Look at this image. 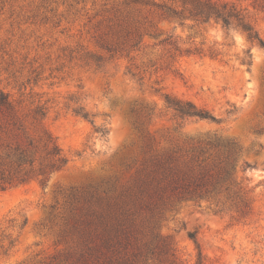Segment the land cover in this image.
I'll use <instances>...</instances> for the list:
<instances>
[{"label": "rangeland", "instance_id": "obj_1", "mask_svg": "<svg viewBox=\"0 0 264 264\" xmlns=\"http://www.w3.org/2000/svg\"><path fill=\"white\" fill-rule=\"evenodd\" d=\"M226 1L264 39V0ZM1 92L0 158L27 138L43 149L48 131L68 162L46 184L0 190V264H70L67 221L96 188L135 212L138 245L157 247L149 264H264V47L241 30L167 19L146 0H0ZM166 95L217 120L181 118ZM228 148L221 192L172 184L214 179Z\"/></svg>", "mask_w": 264, "mask_h": 264}, {"label": "trees", "instance_id": "obj_2", "mask_svg": "<svg viewBox=\"0 0 264 264\" xmlns=\"http://www.w3.org/2000/svg\"><path fill=\"white\" fill-rule=\"evenodd\" d=\"M156 6L161 15L167 19H193L199 22L221 23L227 28H236L246 34L252 42L264 47V39L256 30L236 3L226 0H146ZM166 103L181 118H199L216 121L210 111L198 107L195 103L171 95H166ZM0 106L11 107L9 96L0 93ZM46 116L43 107L35 110L34 118L42 120ZM105 132V131H104ZM42 147L32 138L14 146L7 145L4 156L0 158V190H6L17 183L27 182L34 176H44L42 183L48 182L51 174L62 169L68 162L56 138L48 131L44 132ZM211 145V143H210ZM43 151L45 154L43 155ZM223 165L219 166L216 177L207 180V174H187L172 176L175 188H181L188 196L201 197L221 192L235 170L237 154L232 150L223 153ZM228 189V187H226ZM113 198V197H112ZM110 195L101 194L98 188L88 192L85 205L79 219L73 224L67 221L69 230L73 232L76 247L70 264H149L157 256L153 240L143 246L138 245L135 212L122 207L110 205ZM75 216L73 217V219ZM14 240H10L12 245ZM166 247V246H164ZM8 250V248L6 249ZM166 250V249H165Z\"/></svg>", "mask_w": 264, "mask_h": 264}]
</instances>
